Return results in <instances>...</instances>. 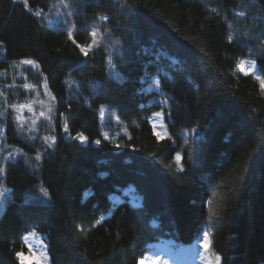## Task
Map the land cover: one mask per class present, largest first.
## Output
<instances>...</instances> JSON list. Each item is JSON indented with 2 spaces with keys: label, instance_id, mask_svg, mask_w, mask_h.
<instances>
[{
  "label": "trees",
  "instance_id": "obj_1",
  "mask_svg": "<svg viewBox=\"0 0 264 264\" xmlns=\"http://www.w3.org/2000/svg\"><path fill=\"white\" fill-rule=\"evenodd\" d=\"M261 81L264 0H0V264H264Z\"/></svg>",
  "mask_w": 264,
  "mask_h": 264
},
{
  "label": "snow or ice",
  "instance_id": "obj_2",
  "mask_svg": "<svg viewBox=\"0 0 264 264\" xmlns=\"http://www.w3.org/2000/svg\"><path fill=\"white\" fill-rule=\"evenodd\" d=\"M238 15H243V13H239ZM102 19H107V17H102ZM97 33L95 30H93L91 32V36L93 37V42L92 44L86 46V47H83L79 44H76V41L73 39V33L71 31L68 32V39L69 40H72V42L74 44H76V47L79 48L80 52L83 53L84 55H88L89 51L91 50L92 46L96 43V40H95V37H96ZM22 63L26 64V65H32V66H35V67H38V65H36V62L31 60V59H25L22 61ZM261 86L264 87V81H261ZM24 87H28V85H24ZM45 87H47V85H45ZM156 87L159 88L160 87V82L157 81L156 82ZM0 95H2V93H0ZM23 105L20 106V110L23 109ZM61 116L64 115V113H60ZM156 116H161L162 113L160 112H157L155 114ZM17 120L20 119L19 116L16 117ZM65 131H67V127H65ZM5 132V129L3 127H0V135H3ZM157 137L159 138L160 137V133H156ZM51 140V143L54 144L55 143V137H46L45 140ZM72 139L74 140H79L81 141L82 143L87 139L83 134H77L76 136L72 137ZM96 143H100L99 140L96 141ZM51 146V145H50ZM118 147H123L122 145H118ZM6 159H15V157L13 156H8L6 157ZM41 159V157L39 155L36 156V160L39 161ZM177 163H179L180 161V157L177 156ZM4 169L2 167H0V172H3ZM45 195H47V193H45ZM201 247L204 248L205 252H207L209 250V236H208V233L205 232L204 233V239H203V243L201 245ZM16 258L20 261V264H25V261L27 260H34L36 262V264H42V256H38L36 255V253L34 252H31V255L30 256H25L23 253H17L16 254ZM46 259V257L44 258ZM220 260H221V257L219 255H216L215 257V261H216V264H220Z\"/></svg>",
  "mask_w": 264,
  "mask_h": 264
},
{
  "label": "rangeland",
  "instance_id": "obj_3",
  "mask_svg": "<svg viewBox=\"0 0 264 264\" xmlns=\"http://www.w3.org/2000/svg\"><path fill=\"white\" fill-rule=\"evenodd\" d=\"M44 94H35L32 91H29V94H32L33 106L29 108L27 104H23V109L20 110V106L17 107L16 117L19 116L20 119L17 120L19 123H26L30 128L34 127L38 120H44L49 114L52 104V96L48 93L46 89H43ZM48 118V117H47ZM31 261H25V264H30Z\"/></svg>",
  "mask_w": 264,
  "mask_h": 264
},
{
  "label": "bare ground",
  "instance_id": "obj_4",
  "mask_svg": "<svg viewBox=\"0 0 264 264\" xmlns=\"http://www.w3.org/2000/svg\"><path fill=\"white\" fill-rule=\"evenodd\" d=\"M3 47V46H2Z\"/></svg>",
  "mask_w": 264,
  "mask_h": 264
}]
</instances>
